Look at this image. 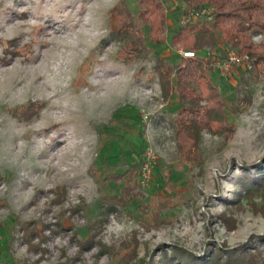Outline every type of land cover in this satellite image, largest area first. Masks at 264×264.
I'll return each mask as SVG.
<instances>
[{
  "label": "rangeland",
  "instance_id": "obj_1",
  "mask_svg": "<svg viewBox=\"0 0 264 264\" xmlns=\"http://www.w3.org/2000/svg\"><path fill=\"white\" fill-rule=\"evenodd\" d=\"M181 1L161 0L167 39ZM139 14L135 0H0L1 264H122L132 249L128 264L154 257L157 264L160 247L203 256L209 247L235 249L264 236V196L250 201L239 184L246 174L256 180L258 165L264 171V76L215 69L212 83L227 109L245 92L251 103L227 114L231 132L202 131L198 147L181 153L173 126L180 103L163 95L159 77L174 81L181 50L168 41L155 46L146 29L147 52L138 54L135 43L127 51L128 39L114 38L129 34ZM9 42L17 56L5 57ZM226 50L219 40L198 55ZM43 66L29 92L32 72ZM35 102L43 106L31 119L13 115ZM130 179L141 196L107 212L104 197L120 194ZM157 194L171 202L155 224L144 205L153 207ZM27 222L47 226L36 251L22 238Z\"/></svg>",
  "mask_w": 264,
  "mask_h": 264
},
{
  "label": "trees",
  "instance_id": "obj_2",
  "mask_svg": "<svg viewBox=\"0 0 264 264\" xmlns=\"http://www.w3.org/2000/svg\"><path fill=\"white\" fill-rule=\"evenodd\" d=\"M135 1L140 11L139 23L134 25L130 19L129 34L120 31L113 33L114 38L119 41L128 39L125 50L130 51L128 43H135L139 45V48H135L138 54L141 51L147 52L142 41L143 30L146 29L149 40L155 46H161L168 41L173 48L195 53L193 59L180 57L179 63L173 69V82L159 71L163 95L167 96L170 91L175 94L180 103L173 123L180 139V152L184 153L186 148H197L202 131L211 135H225L231 132L233 125L229 123L227 114L236 115L244 111L251 103V96L245 92L242 97L236 98L230 109H227L220 93L212 83V74L215 71L212 64L223 62L227 51L234 50L248 56L252 67L246 72L253 73L255 80L264 76V0H183L181 1L182 6L191 12L211 9L213 19L211 21L199 19L186 25L177 23L176 30L170 33L168 39L163 35L166 17L161 0ZM126 17L129 18L128 11ZM256 36L262 38L260 43L252 42ZM219 40L227 47L222 57H201L198 55L206 49L215 48ZM13 46V42L8 43V47L4 51L5 57L17 56L18 53L10 49ZM123 60L128 61L129 59L124 58ZM39 108L40 106L33 104L13 111V115L19 120H29ZM254 170L257 175L256 180L250 178L248 174L239 179V184L245 192V198L250 201L255 196H264V171L260 165ZM91 174L96 178V173L92 172ZM140 196L135 184L130 179L127 183L125 182L120 194L105 196L103 202L109 212L118 206L126 207ZM156 199L153 207L148 204L144 205L151 211L150 219L155 224L160 221L162 210L168 208L171 202L170 197L160 194H157ZM31 225L28 222L21 225L22 238L28 248L36 251L40 248L41 242L46 240L43 230L47 226L43 225L36 230ZM33 237H39L40 242L32 245ZM92 243L93 240L80 243L79 249L86 250ZM43 251L46 250L43 249ZM158 251L157 264H264V236L258 237L255 241L250 240L246 245L235 249H229L226 246L209 247L204 251L203 256H196L177 245L168 251L160 247ZM102 252L101 248L97 254ZM134 252L132 249L124 254L122 264H128ZM154 258L150 264H154Z\"/></svg>",
  "mask_w": 264,
  "mask_h": 264
},
{
  "label": "built area",
  "instance_id": "obj_3",
  "mask_svg": "<svg viewBox=\"0 0 264 264\" xmlns=\"http://www.w3.org/2000/svg\"><path fill=\"white\" fill-rule=\"evenodd\" d=\"M212 14L213 12L211 9H202L200 11L191 12L182 6L179 14V24L186 25L199 19L211 21L213 19ZM256 38H259V36H256L253 39ZM180 56L183 59H193L195 57V53L180 51ZM212 65L221 75H229L231 70L234 68L245 67L248 70L252 67L247 55L240 54L234 50L227 51L226 58L223 62H214Z\"/></svg>",
  "mask_w": 264,
  "mask_h": 264
},
{
  "label": "bare ground",
  "instance_id": "obj_4",
  "mask_svg": "<svg viewBox=\"0 0 264 264\" xmlns=\"http://www.w3.org/2000/svg\"><path fill=\"white\" fill-rule=\"evenodd\" d=\"M3 60H5V58ZM46 69H47L46 66L45 67L43 66L42 68L41 67L38 68V70H34V71L32 70L33 72H32L31 78L29 77L30 79H29L28 88H27L29 90V92H30V90H32V91L35 90V88L37 87L36 85L39 84L38 82L43 79V76H44V73L46 72ZM12 86H14V84ZM13 88L14 87H11V91L13 90ZM33 104L40 106V108H41V106H43V103H41V102H35V103H32L31 105H33Z\"/></svg>",
  "mask_w": 264,
  "mask_h": 264
}]
</instances>
